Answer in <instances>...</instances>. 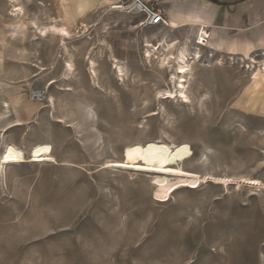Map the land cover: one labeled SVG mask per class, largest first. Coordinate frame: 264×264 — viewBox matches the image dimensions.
I'll list each match as a JSON object with an SVG mask.
<instances>
[{"label": "rangeland", "instance_id": "374dc122", "mask_svg": "<svg viewBox=\"0 0 264 264\" xmlns=\"http://www.w3.org/2000/svg\"><path fill=\"white\" fill-rule=\"evenodd\" d=\"M127 4L0 0V155L6 142L27 158L47 142L57 160L0 177V264H264V52L248 55L253 64L204 50L192 103L165 100L171 72L144 58L147 44L194 47L196 35L148 29L118 9ZM54 24L71 32L66 44L39 35ZM153 139L190 145L185 167L200 173L197 188L183 184L158 202L152 173L103 168Z\"/></svg>", "mask_w": 264, "mask_h": 264}, {"label": "bare ground", "instance_id": "6f19581e", "mask_svg": "<svg viewBox=\"0 0 264 264\" xmlns=\"http://www.w3.org/2000/svg\"><path fill=\"white\" fill-rule=\"evenodd\" d=\"M117 7L118 6H116V8ZM14 14L17 19H24L26 17L24 10L21 7L16 9ZM38 30L41 37L44 38L53 35L60 38L65 44V41L68 39L70 40L71 38V32L67 28L56 24L49 25L43 29L38 28ZM190 45L189 43L181 44L179 41L169 42L167 39L165 40V38L159 41L158 44H147L144 58L148 59L151 63L153 60H156V62L158 61V64H160L162 69H169L171 72L170 79L174 84V89L166 90L163 94L161 92L158 93L165 96V100L176 101L178 104L192 103L188 92V86L193 79L194 68L201 64L202 53L204 50L207 51V49H209L213 52L214 49H212L210 42L203 49L198 48L195 44V47L191 51L189 50ZM249 59L252 60L253 64H257L254 58ZM90 63L91 74L94 75V78H97L96 64L93 61ZM114 69L119 81L125 83L126 74L124 68L120 64H116ZM74 73L75 69L73 65L71 63L68 64L64 74L65 80L71 77ZM195 74L194 77L196 76ZM147 93L148 92H146V94ZM51 103L53 107H55L54 98H51ZM20 125V123L10 125L6 127L3 132H7L9 128ZM4 134L6 136V133ZM192 157V148L186 142L167 143L165 141H156L153 139L146 144L138 142L127 146L122 155V159L107 162L103 165V168L129 172L147 171L152 173L153 177L150 178V183L151 185H154L153 193L157 197V201L169 202L173 195L181 189L175 190L177 187H180L183 184H189L194 188H197L202 182V177L199 175L200 173L190 171L186 168L187 166L185 167L186 163L189 162ZM141 160L147 163L145 165L147 167H142V164L139 165L140 163L138 162ZM53 162H57V160L53 155L52 144L42 142L33 145L30 148L29 156L27 158L26 151L23 148L15 143L6 142L3 143L0 155V177L4 178L6 176V171L9 167L20 166L21 164L27 163L41 164ZM219 182L226 183L229 181L220 179Z\"/></svg>", "mask_w": 264, "mask_h": 264}, {"label": "crops", "instance_id": "0c3cea01", "mask_svg": "<svg viewBox=\"0 0 264 264\" xmlns=\"http://www.w3.org/2000/svg\"><path fill=\"white\" fill-rule=\"evenodd\" d=\"M163 3L169 11L170 29L195 36L199 27L209 28L210 45L215 52L247 57L264 52V0H163ZM194 47L190 45L189 50Z\"/></svg>", "mask_w": 264, "mask_h": 264}, {"label": "built area", "instance_id": "2783aa9c", "mask_svg": "<svg viewBox=\"0 0 264 264\" xmlns=\"http://www.w3.org/2000/svg\"><path fill=\"white\" fill-rule=\"evenodd\" d=\"M122 11L137 16L142 19L141 23L148 29L153 28H170L171 21L169 11L163 0H128L125 6H119ZM212 39L211 30L205 26H201L197 30L195 44L198 48H205ZM35 102H41L43 95L35 92L32 95Z\"/></svg>", "mask_w": 264, "mask_h": 264}]
</instances>
